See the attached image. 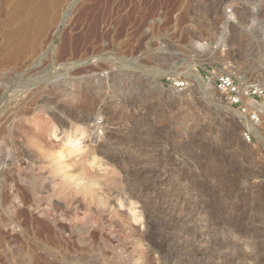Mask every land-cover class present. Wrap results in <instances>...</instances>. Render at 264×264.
<instances>
[{"label":"rangeland","instance_id":"rangeland-1","mask_svg":"<svg viewBox=\"0 0 264 264\" xmlns=\"http://www.w3.org/2000/svg\"><path fill=\"white\" fill-rule=\"evenodd\" d=\"M118 2L122 11L108 21L97 0H0V117L10 118L0 121V264H205L194 255L199 238L200 249L237 239L264 246V111L253 112V131L224 109L237 108L225 94L187 75L192 66L205 83L209 72L258 76L264 0ZM136 82L147 87L141 96ZM73 83L95 87L100 100L92 107L85 93L66 95ZM123 85L135 94L127 107L117 99L129 97ZM123 108L137 111L131 126L117 122ZM128 128L129 148L116 151L157 164L154 179L136 170L129 177L131 158L107 161L94 146L105 129ZM182 157L189 162L179 171ZM163 173L162 183L155 177Z\"/></svg>","mask_w":264,"mask_h":264},{"label":"bare ground","instance_id":"bare-ground-1","mask_svg":"<svg viewBox=\"0 0 264 264\" xmlns=\"http://www.w3.org/2000/svg\"><path fill=\"white\" fill-rule=\"evenodd\" d=\"M123 1V0H122ZM114 0L112 1V0H97V8H98V10H99V12H98V15L100 16V17H102L103 19H111L112 17H113V15L115 16V14H117V13H119V12H121L122 10H120V5L122 4L121 2H118L116 5H114ZM128 2V1H127ZM116 3V2H115ZM120 3V4H119ZM131 3V2H130ZM123 5H124V3H123ZM122 5V6H123ZM125 6V5H124ZM134 7V6H133ZM122 8V7H121ZM118 15V14H117ZM116 15V16H117ZM121 15H124L123 16V18L124 19H126L125 21H127V22H130L131 21V19H132V17H133V14H132V12L131 11H126V12H124V14L122 13ZM136 16V15H135ZM136 18V17H135ZM102 19V20H103ZM140 19V18H139ZM108 20V21H109ZM121 24V23H120ZM131 24V23H130ZM55 25V23L53 24V23H51V26H54ZM125 25V24H124ZM136 25V24H135ZM47 37H48V34H43V36L41 37V39L38 41V44L35 46V48L33 49V51H32V54H34V53H37L38 51H39V49H41V44H42V42L44 41V40H47ZM50 40V39H49ZM48 40V41H49ZM52 40V39H51ZM50 40V41H51ZM49 41V42H50ZM47 42V41H46ZM45 43V42H44ZM52 43V42H51ZM46 44V43H45ZM55 49V48H54ZM31 54V55H32ZM35 55H37V54H35ZM64 55H66L65 53H64ZM33 56V55H32ZM31 57V56H30ZM32 58V57H31ZM29 59V58H28ZM74 61V60H73ZM26 62H28V61H26ZM256 61H254V63H255ZM254 63H252V64H250L249 65V71H252L254 68H255V64ZM66 64V63H65ZM24 66V65H23ZM100 66V65H99ZM106 67V66H105ZM29 68V67H28ZM65 68V67H64ZM107 68V67H106ZM64 70V69H63ZM102 70H104V69H102ZM187 70V69H186ZM101 71V70H100ZM188 72V76L193 80V81H195V83H197L198 85H200V86H202V87H206V88H212V89H215L216 90V87H215V85H214V83L212 82V81H209L208 83H205L204 81H203V78H202V76H201V74L196 70V69H194L192 66H189V68H188V70H187ZM69 72V71H68ZM160 73V72H159ZM161 73H165L166 75H168V76H172L173 75V73H171V72H162L161 71ZM221 74H225L224 72H219V75H221ZM36 75V74H35ZM32 76V75H31ZM33 77V76H32ZM26 79V78H25ZM31 80V79H30ZM69 81V80H68ZM116 81V80H115ZM135 81V80H134ZM63 82V81H62ZM113 83H114V80H113ZM116 83V82H115ZM74 84V83H73ZM125 84V83H124ZM142 83L141 82H136V86H135V84H133L136 88H137V90L138 91H136L137 92V94L138 95H142L143 94V90L145 89V88H147V87H144V86H142L141 85ZM40 85V84H39ZM52 85V84H51ZM46 86V85H45ZM60 86H62L60 83H54V85L53 86H51V87H53L54 89H57V88H59L58 90H60ZM100 86V85H99ZM66 87V86H65ZM72 87V86H71ZM67 88V87H66ZM69 88V87H68ZM67 88V90L66 89H64V90H66L65 92H66V95H68V96H71V97H75V96H77V95H79V94H81V93H85L86 95H87V97H88V100H89V105L90 106H92V107H94L95 105H96V103H97V100L99 99V97H100V94H98L97 93V90L95 91L94 89H95V87H92V86H89L87 89H85L84 90V88L82 87V86H80L79 84H74L73 85V88H69L68 89ZM122 88H123V90H125V92H126V90H128L129 91V89H130V85H123L122 86ZM39 89V88H38ZM41 89H42V87H41ZM44 89V88H43ZM54 89H53V91H54ZM63 89V88H62ZM61 89V90H62ZM97 89V88H96ZM100 90V89H99ZM37 91V90H36ZM63 91V90H62ZM61 91V92H62ZM84 91V92H83ZM101 92V91H100ZM99 92V93H100ZM64 92H62L61 93V95L63 94ZM33 94V93H32ZM59 94H60V92H59ZM102 94V93H101ZM28 95V94H27ZM134 92L132 93L131 91H129L128 92V96L129 97H120V98H117V99H119V101L118 102H120V103H122L123 105H128L130 102H131V99H134L135 97H134ZM19 96H21V95H19ZM60 98L61 97H65V96H60V95H58ZM9 97H10V94H9ZM23 97V96H22ZM27 97V96H26ZM31 97H32V95H31ZM103 98V97H102ZM137 98V97H136ZM139 98V97H138ZM0 99H2L1 97H0ZM18 99V98H17ZM21 99V98H20ZM26 99V98H25ZM31 99V98H30ZM29 99V100H30ZM33 99V98H32ZM45 99V98H44ZM61 99H64V98H61ZM67 99V98H66ZM110 99H111V97H110ZM23 100V99H22ZM28 99L26 100L27 102L29 101ZM60 100V99H59ZM100 100V99H99ZM116 100V99H115ZM13 101V100H12ZM11 101V102H12ZM18 101L19 100H17V102H16V100H15V103L17 104L18 103ZM25 101V100H24ZM25 101V102H26ZM102 101H103V99H102ZM20 102V101H19ZM23 102V101H22ZM26 102V103H27ZM34 102H35V100H34ZM37 102V101H36ZM139 102V101H138ZM242 102H243V107L245 108V110L246 111H248L249 112V115H246V114H244V113H242V112H240V111H238L237 109H233V108H231V107H228L227 105H222L223 107H224V109L227 111V112H230V113H232V114H234V115H236L237 117H239V118H242L243 119V121L245 122V124L247 125V126H249L250 127V129H252L253 131H257V129H256V124L254 123V121L257 119V114L255 115V114H253V112H255V113H259V112H263L264 111V104H262V103H260V102H254V101H252L251 99H249V98H246V97H243L242 98ZM1 103V102H0ZM24 103V102H23ZM29 103V102H28ZM33 103V102H32ZM63 103V102H62ZM101 103V102H100ZM107 103V102H106ZM110 103V102H109ZM108 103V104H109ZM116 103V102H115ZM114 103V104H115ZM134 103V102H133ZM137 103V102H136ZM20 104V103H19ZM33 104H36V103H33ZM67 104V103H66ZM102 104V103H101ZM104 104H105V102H104ZM144 104V103H143ZM5 105V104H4ZM9 105V104H8ZM13 105V104H12ZM18 105V104H17ZM32 105V104H31ZM60 105V104H59ZM127 105H126V107H127ZM130 105V104H129ZM137 105H139V103L137 104ZM140 105H142L141 103H140ZM7 106V105H6ZM5 106V107H6ZM21 107H22V105H20ZM20 106L18 105V108H19V110H20ZM23 106H25V105H23ZM65 106V105H64ZM113 106V105H112ZM133 106V105H132ZM3 107V106H2ZM59 107V106H58ZM61 107H62V104H61ZM60 107V108H61ZM15 108V107H14ZM22 108H24V107H22ZM63 108V107H62ZM61 108V109H62ZM74 108V107H73ZM98 108H99V110H101V111H103V112H105V117H104V115H103V117H104V121L106 120V123H112L113 124V122H111V118L108 116L110 113H108L107 112V109L109 108V106H104L103 107V105H102V107H99L98 106ZM115 108V107H114ZM120 108V107H119ZM132 108H135V107H132ZM146 108V107H145ZM17 109V108H16ZM24 109H27V107L26 108H24ZM29 109V108H28ZM27 109V110H28ZM72 109V108H71ZM112 109V108H111ZM120 109H122V108H120ZM119 109V112H117L118 114H117V119H118V123L120 124V125H122V126H127V124L128 123H130V126H131V123H133V121H134V115L137 113V111L136 110H133V112H135V114L133 115V113L132 112H130L129 110H126V109H124V110H126L125 112H124V110H120ZM136 109H137V107H136ZM141 109V108H140ZM139 109V110H140ZM148 109V108H147ZM6 110V109H5ZM10 111H11V109H9ZM27 110H25V113L27 112ZM118 110V109H117ZM145 109H144V107H143V109L141 110V111H144ZM9 111V112H10ZM14 111V110H13ZM17 111H18V109H17ZM22 112H23V110H21ZM132 111V110H131ZM2 112V111H1ZM109 112H110V110H109ZM6 113V112H5ZM11 113L14 115V113L15 112H12L11 111ZM10 113V114H11ZM20 113V112H19ZM18 113V114H19ZM56 113V112H55ZM70 113V112H69ZM71 113L75 116V118H77V119H79V120H93V118L92 117H90V118H88V114H86V113H83V112H81V111H78L77 109H73V110H71ZM71 113H70V115H71ZM101 113V114H102ZM139 113V112H138ZM145 113V112H144ZM9 114V115H10ZM15 114H17V113H15ZM23 115H24V113H22ZM142 114H143V112H142ZM1 115V114H0ZM4 115V114H3ZM12 115V116H13ZM69 115V116H70ZM140 115H141V112H140ZM4 116H6V114L4 115ZM3 116V117H4ZM1 118L0 117V121L2 122V125L4 126V123L6 124V122H7V120L8 119H10L9 118V116H8V114H7V116L6 117H4V118ZM72 117V116H71ZM102 117V116H101ZM248 117H251V119L250 118H248ZM13 118V117H12ZM57 118H59V116L57 117ZM74 118V117H73ZM24 119H25V117H24ZM60 119H62V118H60ZM137 119V117L135 118V120ZM12 120V119H11ZM23 120V119H22ZM254 120V121H253ZM94 121V120H93ZM92 122V121H91ZM139 121H137V123H138ZM114 123H116V122H114ZM135 123V122H134ZM136 123V124H137ZM140 123V122H139ZM1 124V123H0ZM13 124V123H12ZM102 124V121H101V123H100V125ZM1 125V126H2ZM7 125H8V123H7ZM105 125V124H104ZM115 125V124H114ZM133 125H135V124H133ZM98 127V125H96V124H94V123H92V125L90 126V131L91 130H94V129H96ZM102 127V126H101ZM3 128V127H2ZM103 128V127H102ZM106 129H107V127H106ZM105 129V130H106ZM109 129V128H108ZM114 129V128H113ZM112 129V130H113ZM125 129H127V128H125ZM129 129V128H128ZM2 130H4V129H1L0 131H1V133H3L2 132ZM102 130V129H101ZM104 130V134H103V136H102V134H101V136L99 137V136H97V137H95V138H97L96 140H94L95 142L97 141V144L96 145H94V146H96L97 148H98V150L101 152L100 154H104V156L105 157H107V161L109 160V161H111V162H115V161H117V160H119V158H121V159H123V158H131L130 159V161H129V163L127 164V166H125V174H130V171L132 172L133 170L135 171L136 170V172H137V174L138 175H142V174H146V177L147 176H149V175H151V177L153 176V179H154V176H155V167H156V165H154L153 166V164L152 165H149L147 162H145L143 159H137L139 156H137V158H135V156H133L132 157V155H134V154H132V152L134 151V150H132V152H128V151H124V152H126L125 153V155H122V157L120 156V153H119V151H116L117 149L116 148H118L119 146H126L127 144H126V142H128L127 141V136H129V134H131V131H130V129L129 130H127V131H112V130H107V131H105ZM103 131V130H102ZM101 131V132H102ZM100 132V131H99ZM98 132V133H99ZM100 132V133H101ZM41 133V132H40ZM103 133V132H102ZM136 133V132H135ZM139 133V132H138ZM149 133V132H148ZM142 134V133H141ZM98 135V134H97ZM132 135V134H131ZM156 137V136H155ZM135 140V139H134ZM135 142V141H134ZM152 142V141H151ZM130 143V142H129ZM132 143V142H131ZM130 143V144H131ZM91 144H92V142H91ZM133 145H135V144H133ZM147 145V144H146ZM152 145V144H151ZM93 146V147H94ZM128 146V145H127ZM127 146H126V148H127ZM130 147L132 146V145H129ZM139 146V145H138ZM154 146V145H153ZM137 147V146H136ZM135 147V149H136V152H138L140 149L141 150H143L141 147V145L139 146V147H137L136 148ZM147 147V146H146ZM150 147H152V146H150ZM96 148V149H97ZM123 148V147H122ZM126 148H125V150H126ZM129 148V147H128ZM127 148V149H128ZM131 148H133V147H131ZM154 148V147H153ZM156 148V147H155ZM157 148H159L158 146H157ZM164 149V148H163ZM129 150H131V149H129ZM154 150H156V149H154ZM159 150V149H158ZM165 151V150H164ZM124 152H122V153H124ZM141 152V151H140ZM144 152V151H143ZM146 152H147V150H146ZM157 152V151H156ZM166 152V151H165ZM191 152V151H190ZM189 152V153H190ZM71 154V153H70ZM126 154H128V155H126ZM132 154V155H131ZM137 154V153H136ZM61 155V154H60ZM138 155H140V154H138ZM62 156V155H61ZM82 156V155H81ZM80 156V157H81ZM191 156V155H190ZM85 157V156H84ZM141 157H144L143 156V153H142V155H141ZM153 157H154V155H153ZM152 157V159H153V161H154V158ZM186 157H187V155H186ZM61 158V157H60ZM87 158V157H86ZM140 158V157H139ZM189 158V157H188ZM77 159V158H76ZM85 159V158H84ZM151 159V160H152ZM75 160V159H74ZM73 160V161H74ZM88 160V159H87ZM150 160V161H151ZM181 160V159H180ZM179 160V171H181V169L184 167V165L185 164H187L189 161L188 160H185V159H183V157H182V160L180 161ZM198 160V159H197ZM103 161H106V160H103ZM193 162V161H192ZM195 162L197 163L198 161H196L195 160ZM199 162H200V160H199ZM221 162V161H220ZM220 162H219V164H220ZM74 163V162H73ZM69 164V163H68ZM123 164V163H122ZM195 164V163H194ZM159 165V164H158ZM162 165V164H161ZM160 166V165H159ZM166 166V165H165ZM177 166V165H176ZM186 166V165H185ZM192 166V165H191ZM195 166H196V164H195ZM120 167H121V165H120ZM162 167V166H161ZM188 167V166H187ZM194 167V166H193ZM70 168V167H69ZM72 168H74V166H72ZM154 168V169H153ZM160 168V167H159ZM172 168V167H171ZM198 168H200V167H198ZM164 169V168H163ZM174 169V168H173ZM83 170V169H82ZM200 170V169H199ZM212 171V170H211ZM195 172V171H194ZM198 172V171H197ZM170 173V172H169ZM128 174V175H129ZM135 174V173H134ZM136 174V175H137ZM127 175V176H128ZM131 175V174H130ZM130 175H129V177H130ZM199 176L201 175V173L200 174H198ZM144 176V175H143ZM199 176H197V179H198V177ZM202 176V175H201ZM138 177V176H137ZM126 178H128V177H126ZM156 179H158L159 181H162V183H163V181L165 182V178H166V176L164 175V173L163 174H159L158 176H156L155 177ZM136 179V178H135ZM138 179H139V177H138ZM167 179V178H166ZM128 180H129V178H128ZM137 180V179H136ZM171 180V179H170ZM177 180H179V179H177ZM203 180V179H202ZM186 182V181H185ZM198 182V181H197ZM183 183H184V180H183ZM187 183H189V182H187ZM201 183V182H200ZM182 184V183H181ZM186 185V184H185ZM144 186V185H143ZM195 188V187H194ZM201 188V187H200ZM153 190V189H152ZM156 190V189H155ZM187 190V189H186ZM194 189H192V191H193ZM138 191V190H137ZM144 192H146L145 190H144ZM196 192V191H195ZM207 192V191H206ZM143 192H142V190H139V193L138 194H142ZM147 193V192H146ZM149 193V192H148ZM208 193H209V191H208ZM264 193V192H263ZM136 194H137V192H136ZM137 194V195H138ZM196 194V193H195ZM207 194V193H206ZM146 195V194H145ZM153 195H155V197H157V199L159 198H161L162 199V197L164 196V195H162V194H156V193H154ZM214 195V194H213ZM148 196V195H147ZM174 196V195H173ZM172 196V197H173ZM177 196V195H176ZM151 197H154V196H151ZM149 198V197H148ZM178 198V200L181 198V197H177ZM150 199V198H149ZM156 199V198H155ZM171 199V198H170ZM174 199H175V197H174ZM182 199V198H181ZM176 200V199H175ZM165 201V200H164ZM168 201V200H167ZM155 203H157V202H155ZM183 203V202H182ZM186 203V202H185ZM210 203V202H209ZM180 204V203H179ZM206 204V203H205ZM181 205V204H180ZM203 205V204H202ZM182 206H183V204H182ZM163 209V208H162ZM173 209V208H172ZM180 211V210H179ZM186 211V210H185ZM208 211V210H207ZM201 212V211H200ZM221 212H222V210H221ZM181 213H182V210H181ZM185 213V212H184ZM173 214V213H172ZM175 214H177V213H175ZM199 213L197 212V214H196V216L198 215ZM183 215V214H182ZM204 215V214H203ZM180 216V215H179ZM198 216H200V214L198 215ZM202 216V215H201ZM212 216V215H211ZM171 218V217H170ZM194 218V217H193ZM212 218V217H211ZM177 219V218H176ZM167 220V219H166ZM202 220V219H201ZM178 221V220H177ZM198 221V220H197ZM179 222V221H178ZM197 223V222H196ZM215 223V222H214ZM236 225V224H235ZM214 226V225H213ZM244 226V225H243ZM212 227V226H211ZM233 227V226H232ZM240 227V226H239ZM183 228V227H182ZM185 228H187V227H185ZM188 228H190V227H188ZM187 228V229H188ZM215 228V227H214ZM235 228V227H234ZM236 228H238V227H236ZM235 228V229H236ZM245 228V227H244ZM213 229V228H212ZM215 229H217V228H215ZM232 229V228H231ZM214 230V229H213ZM194 231H197V230H195L194 229ZM216 231V230H215ZM178 232L176 231V233L175 234H177ZM182 233H184V231L182 232ZM201 233V232H200ZM203 233V232H202ZM170 234V233H169ZM194 234V233H193ZM240 234V233H239ZM245 234V233H244ZM260 234V233H259ZM178 236L180 235V234H177ZM201 235V234H200ZM209 235V234H208ZM238 235V234H237ZM250 236V235H249ZM242 237V236H241ZM261 237V235H257L256 234V238L258 239V238H260ZM196 238V237H195ZM226 238V237H225ZM237 238V237H236ZM248 238V237H247ZM250 239H252L251 237H249ZM192 239V238H191ZM204 238H199L196 242H197V244H196V248H195V251H194V255H195V257H196V255H198V259L200 260V263H205V264H225L226 262L228 263V261H233L234 260V262H235V264H264V246H262V244L260 245L259 244V246H257L256 245V247H252V246H250V244L252 243V242H248L249 240L248 239H246V240H248V241H246L245 239V241H243V242H236L235 240H234V242L232 243L233 245H229L228 243H226V242H221V240H220V242L218 241V242H216V243H213V245H212V247H209V248H204V249H200L201 248V246H202V244H201V242H202V240H203ZM206 239H207V237H206ZM261 239V238H260ZM259 239V240H260ZM243 240V239H242ZM251 241H253V240H251ZM257 241V240H256ZM263 241V240H262ZM259 243V242H258ZM252 245V244H251ZM264 245V244H263ZM204 246H205V244H204ZM203 246V247H204ZM208 246V245H207ZM191 249V248H190ZM192 250V249H191ZM188 252V251H187ZM191 252V251H190ZM193 252V251H192ZM189 253V252H188ZM27 254H29V253H27ZM189 256V255H188ZM38 257V256H37ZM33 257H31V259H32ZM39 258V257H38ZM187 259V258H186ZM37 260V259H36ZM196 261V260H195ZM194 262V261H193ZM192 262V263H193ZM234 262H232V264L234 263ZM226 263V264H227ZM228 264H231V263H228Z\"/></svg>","mask_w":264,"mask_h":264},{"label":"built area","instance_id":"built-area-1","mask_svg":"<svg viewBox=\"0 0 264 264\" xmlns=\"http://www.w3.org/2000/svg\"><path fill=\"white\" fill-rule=\"evenodd\" d=\"M209 75L207 78L212 80L216 89L225 94L229 103L237 107L238 111L249 115V112L243 107V97L249 98L254 102L260 100V103L264 104V67L258 76L247 80L228 74L219 75L209 72ZM245 135L246 139H249V136Z\"/></svg>","mask_w":264,"mask_h":264}]
</instances>
